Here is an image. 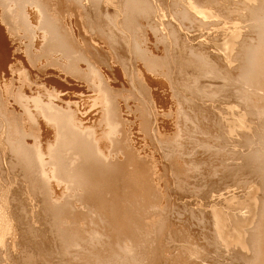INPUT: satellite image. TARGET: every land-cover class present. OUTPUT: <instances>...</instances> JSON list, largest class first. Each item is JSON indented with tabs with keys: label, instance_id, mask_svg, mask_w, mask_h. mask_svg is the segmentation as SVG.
<instances>
[{
	"label": "bare ground",
	"instance_id": "1",
	"mask_svg": "<svg viewBox=\"0 0 264 264\" xmlns=\"http://www.w3.org/2000/svg\"><path fill=\"white\" fill-rule=\"evenodd\" d=\"M171 166L202 190L246 174L248 223L218 193L195 243L185 220L206 213L182 197L179 215ZM221 247L264 264V0H0V264H208Z\"/></svg>",
	"mask_w": 264,
	"mask_h": 264
},
{
	"label": "rangeland",
	"instance_id": "2",
	"mask_svg": "<svg viewBox=\"0 0 264 264\" xmlns=\"http://www.w3.org/2000/svg\"><path fill=\"white\" fill-rule=\"evenodd\" d=\"M207 4V3H206ZM210 4H212V3H210ZM209 4V6H212V5H210ZM207 8H208V6H206ZM212 9L214 8V5L211 7ZM234 19V20H233ZM233 19H230L229 20V22L227 23V21L228 20H225L224 19V21L226 22V23H224L223 24V22L222 23H220V25H221V27H223V26H225V27H228L229 26V24L231 23L230 21H233V22H235V19L236 18H233ZM221 20H223V18L221 19ZM240 24H241V19H236ZM236 21V22H237ZM238 23V24H239ZM247 22H244V21H242V24L241 25H243V27H241L242 29H240L241 30V34H245V33H248L249 31V29L246 27V24ZM219 25V26H220ZM231 25V24H230ZM214 29H216V27L214 26L213 27ZM212 28V29H213ZM245 30V31H244ZM244 32V33H243ZM161 159H162V161L164 162V163H167L168 162V159L166 158V157H164V156H161L160 157ZM219 175V174H218ZM247 175L245 174V176L244 175H242V179H241V181H233L232 180V182H230L231 180H227L226 181V183L225 182H223V181H221L220 183H217V182H215V184H214V187L212 188V187H208V189H206L207 187H205V189L203 188V190L202 189H199L198 187H196V186H193V185H180L179 184V181H178V177H177V174H176V172H175V170H174V168L171 166V167H168V168H165V170L163 171V178L165 179V181H166V186L169 188V196H170V200H171V202L172 203H176V205H177V203H178V201L180 202V201H183V198L182 197H184V200L186 199V201H187V204H185L184 205V207H186L187 209H192V211H197L196 213H198V212H200V210L201 211H203V212H205L206 213V220H201L200 221V219L199 218H196L195 219V217H190V218H187L188 219V221H187V219L185 220L186 221V223H189V222H191V223H189V225L187 224V226L188 227H190L189 229L191 230L190 232L192 233V232H194V240H195V243H196V241H201L202 240V238H203V235H204V233H205V231H206V233H205V235H211V233H212V231H210V230H213V226H212V222H211V219H210V217H208L209 215H207V210L209 209V206H210V204H212L214 201H217V196H218V193H222L221 194V197L223 196V197H225L226 198V196H227V194H228V196L227 197H229V195H230V197L232 196V198L235 196L234 194H236L237 196H235L234 198H233V200H235V201H233L232 200V198H231V200L232 201H230V199H228V202L229 203H234V202H236L238 199V197L240 198V204H238L237 202V204L238 205H240V206H232V215H234V216H232V219H233V221L237 224V225H240L241 224V222L243 223V224H241V225H244V222H245V224L246 223H248V221L250 220L249 218V215H250V210L249 211H246V210H248L249 208H248V205H247V203H245L244 202V200L247 202L248 200H246V199H244V197H243V195L245 196V194L247 193V191H248V189H249V187L248 186H246V184L243 182L244 180L243 179H245V177H246ZM185 178V177H184ZM208 178V177H207ZM211 177H209L208 178V180H209V183L208 184H210V181H211V179H210ZM212 178H214V179H212V181H215V179H217L218 181H220V179H219V176H214V177H212ZM188 179V178H187ZM246 179L248 180H250V178L249 177H246ZM189 180H191V179H189ZM201 180L199 179L198 180V182H200ZM232 183V184H231ZM244 183V184H243ZM163 186H164V184H162ZM218 186V187H217ZM220 186V187H219ZM214 188H216L217 190H215ZM234 188V189H233ZM210 189V190H209ZM222 189V190H221ZM245 189V190H244ZM206 192H205V191ZM215 190V191H214ZM225 190H226V192H225ZM217 191V192H216ZM222 191V192H221ZM203 192V193H202ZM236 192V193H235ZM223 193H224V195H223ZM244 193V194H243ZM189 197H190V200H189ZM193 197V198H192ZM212 197H213V199H212ZM216 199V200H215ZM237 199V200H236ZM213 200V201H212ZM209 201V202H208ZM211 201V202H210ZM244 202L243 203V206H241L242 205V203L241 202ZM194 202V203H193ZM196 202V203H195ZM199 204H201L202 205V203H203V205H202V207H200L201 205H199L198 206V203ZM201 202V203H200ZM204 202H205V204H204ZM208 202V203H207ZM178 204H180L179 206L177 205L176 207L178 208V207H180L181 206V202L180 203H178ZM192 204H194V205H192ZM209 204V205H208ZM182 205H183V203H182ZM192 205V206H191ZM204 205H205V207H206V205H207V207H206V209L204 208ZM246 205H247V207H246ZM182 207V206H181ZM184 207H182V209L181 208H179L181 211H179V215L180 216H182L183 218H184V215L187 217V212L186 213H184V214H182L181 212L182 211H186V209L184 208ZM199 207V208H198ZM235 207H238V208H235ZM241 207V208H240ZM195 208V209H194ZM201 208V209H200ZM202 208L204 209V210H202ZM178 209V210H179ZM236 209V210H235ZM206 210V211H205ZM188 211V210H187ZM234 211H236V213L234 212ZM245 211V212H244ZM234 212V213H233ZM241 212V213H240ZM248 212V213H247ZM205 213H203V214H205ZM242 213H243V215H242ZM241 214V216H239V215ZM246 216H245V215ZM195 216V215H194ZM244 216H245V218H244ZM209 219H208V218ZM239 217V218H238ZM247 217V218H246ZM249 217V218H248ZM236 219H237V221H236ZM241 219V220H240ZM245 219V220H244ZM249 219V220H248ZM197 220V221H196ZM244 220V221H243ZM180 222H182L183 223V221L182 220H180ZM195 222V223H194ZM197 222H198V224H197ZM200 222V223H199ZM209 222H211V223H209ZM202 223V224H201ZM208 223V224H207ZM37 224V223H36ZM190 224H192L194 227H192V225L190 226ZM200 224H201V226H200ZM207 224V225H206ZM200 226L201 228H203V230L202 229H200V227H198V226ZM211 227V228H210ZM193 228V229H192ZM198 229H199V231L200 232H198ZM197 230V231H196ZM205 230V231H204ZM203 231V232H202ZM196 232V233H195ZM201 232H202V234H201ZM50 232H47V235H48V238H50L49 236L51 235V237H52V240H53V236H52V234L50 233ZM197 234H198V236H197ZM202 236V237H201ZM200 237H201V239H200ZM199 238V239H198ZM49 240H51V239H49ZM51 240V241H52ZM174 240H177V241H183V240H186V239H180V237L178 238V237H174ZM50 241V242H51ZM53 243V242H52ZM51 244V243H50ZM208 249L209 250H212L213 251V248L210 246V247H208ZM208 250V251H209ZM209 252L208 253V255H211V256H209L208 258H206V261H207V263L208 264H220V263H222V264H235L237 261H238V259L237 260H234V259H230L231 258V254H230V251L227 249V248H225V247H221V250H219L221 253H220V255L219 256H215L214 255V253L213 252ZM211 253V254H210ZM53 254L55 255V258H58V254H56L55 252H53ZM2 255H3V257L4 256H6L4 253H2ZM54 255H50V257H51V259H52V257H53V259H55L54 258ZM222 255V256H221ZM227 255V256H226ZM57 256V257H56ZM228 256L230 257V258H228ZM213 257V258H212ZM225 257V258H224ZM210 258V259H209ZM220 258H222V259H220ZM227 258V259H226ZM207 259H209V260H207ZM2 261H1V264H3L5 261H6V259L3 261V259H1ZM213 260L216 262H213ZM219 260V261H218ZM8 261V260H7ZM218 261V262H217ZM221 261H223V262H221ZM230 262V263H229ZM6 263V262H5ZM242 264V261H241V263H240V260L236 263V264Z\"/></svg>",
	"mask_w": 264,
	"mask_h": 264
}]
</instances>
